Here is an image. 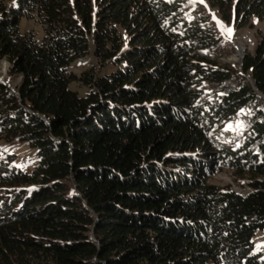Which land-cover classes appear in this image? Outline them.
Here are the masks:
<instances>
[{"label":"trees","instance_id":"trees-1","mask_svg":"<svg viewBox=\"0 0 264 264\" xmlns=\"http://www.w3.org/2000/svg\"><path fill=\"white\" fill-rule=\"evenodd\" d=\"M238 29L264 22V0H206ZM189 0H0V141L36 150L31 172L0 149V264H264V182L246 196L208 185L221 169L264 176V25L242 71L250 83L201 102L198 87L232 74L199 52L222 38ZM36 15L44 37L20 35ZM128 46L123 49V36ZM119 68L70 89L90 49ZM254 105L246 134L209 137ZM25 186L36 187L28 192Z\"/></svg>","mask_w":264,"mask_h":264},{"label":"rangeland","instance_id":"rangeland-1","mask_svg":"<svg viewBox=\"0 0 264 264\" xmlns=\"http://www.w3.org/2000/svg\"><path fill=\"white\" fill-rule=\"evenodd\" d=\"M16 0H4L7 6L14 5ZM192 6L189 7L187 15H192L198 10L210 15V18L218 30L222 38L221 44L213 50L203 51L202 53L210 60L216 62V67L227 69L231 72L232 77L229 81L223 84L202 83L198 89L202 92L201 102L215 101L222 93L220 88H236L243 83H252L249 76L242 71L243 57L247 53H253L259 41L258 32L263 30L264 22L259 21L255 17L251 19L250 25L238 29L233 24H226L222 22L214 10H210L206 0H189ZM43 25L40 19L36 16L23 17L19 23L20 35L32 34L37 40L41 41L44 37ZM227 29H231V36L229 37ZM123 36V49L128 46V35L121 32ZM90 40V49L88 54L75 62H73L67 71L73 75L74 81L70 84V89L78 94L80 97H85L90 90V85L87 82L93 83L95 80L108 76L115 72L118 67L122 68L123 64L117 66L114 60L101 62L98 57L94 55V45L92 38ZM242 50L239 53V50ZM10 67L6 60L0 61V80L5 82L7 86L14 91L20 84L21 78L17 75L9 73ZM264 100V98H263ZM254 105L244 109L239 116L235 117L230 123L226 124L221 129L211 133L209 141L216 148H226L233 146L242 138L253 119ZM264 112V106L261 107ZM0 149L2 152L13 154V163L21 171L31 173L38 165V157L36 150L29 147L27 144L18 143L15 145H6L0 141ZM208 185L214 186L220 190H230L239 195L246 196L252 191L251 185L256 182H264V176L260 175L251 179L248 174H238L228 169H221L215 171L208 176L205 181ZM28 192H33L36 187L25 186L23 188ZM254 252L260 254L264 259V232L257 231L253 237Z\"/></svg>","mask_w":264,"mask_h":264},{"label":"water","instance_id":"water-1","mask_svg":"<svg viewBox=\"0 0 264 264\" xmlns=\"http://www.w3.org/2000/svg\"><path fill=\"white\" fill-rule=\"evenodd\" d=\"M200 55H204L202 52H199ZM244 59V57H243ZM0 82H2L3 84L7 85L5 82H3L2 80H0Z\"/></svg>","mask_w":264,"mask_h":264},{"label":"snow or ice","instance_id":"snow-or-ice-1","mask_svg":"<svg viewBox=\"0 0 264 264\" xmlns=\"http://www.w3.org/2000/svg\"><path fill=\"white\" fill-rule=\"evenodd\" d=\"M226 31L228 32L229 37H230L231 36V29H227Z\"/></svg>","mask_w":264,"mask_h":264},{"label":"bare ground","instance_id":"bare-ground-1","mask_svg":"<svg viewBox=\"0 0 264 264\" xmlns=\"http://www.w3.org/2000/svg\"><path fill=\"white\" fill-rule=\"evenodd\" d=\"M238 52H239V53H241V52H242V50L240 49Z\"/></svg>","mask_w":264,"mask_h":264}]
</instances>
